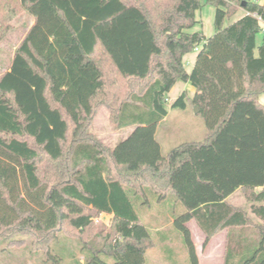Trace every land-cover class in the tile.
Segmentation results:
<instances>
[{
    "label": "trees",
    "instance_id": "obj_1",
    "mask_svg": "<svg viewBox=\"0 0 264 264\" xmlns=\"http://www.w3.org/2000/svg\"><path fill=\"white\" fill-rule=\"evenodd\" d=\"M205 4L215 7L211 37L192 32L201 0H0V42L22 14L32 21L0 74V251L28 235L33 251L64 264L50 250L62 234L79 241L81 264H144L154 241L135 204L150 192L184 208L173 223L190 264L188 221L203 248L225 231L223 264H264V0ZM177 82L193 89L207 133L162 155L156 124ZM103 106L133 127L111 149L84 142ZM237 190L247 210L227 202ZM100 215L108 227L96 228Z\"/></svg>",
    "mask_w": 264,
    "mask_h": 264
},
{
    "label": "rangeland",
    "instance_id": "obj_2",
    "mask_svg": "<svg viewBox=\"0 0 264 264\" xmlns=\"http://www.w3.org/2000/svg\"><path fill=\"white\" fill-rule=\"evenodd\" d=\"M243 1V0H242ZM250 1V0H244ZM252 1V0H251ZM262 1V0H259ZM203 4L201 8L196 10L195 16L198 20L192 32L201 31L205 37H211L214 33V12L215 7L205 4V0H201ZM239 11L225 20L224 26L239 17ZM32 21L27 15L22 14L11 23L14 27L6 35V39L0 42V74L6 70L8 62L13 56L14 49L18 46L23 38V34L31 25ZM261 33L256 36V44L260 45ZM196 52L189 53L184 58L183 64L185 70L190 72L193 66V60ZM183 82H177L176 85L166 94L167 102L165 110L167 115L156 124L155 139L160 144L162 155H166L168 151L183 144V142H199L207 133L202 117L197 113L196 107L190 103L192 98L191 86H183ZM185 91L187 98L186 106L182 109L172 108L171 104L179 95ZM133 131L132 126L118 127L110 117L108 110L98 107L94 116L86 128L84 135L85 141L89 139L96 141L103 148H114L120 141L125 139ZM68 165V162H66ZM45 176L50 174L46 163L43 165ZM227 202L243 207L246 210L249 205L244 201L240 190L235 191ZM137 215L142 224L146 227L151 240L154 241V247L148 249L145 253L144 264H168L177 262L178 264L187 263L189 255L184 239L179 230L174 226L173 220L184 213V208L173 196H169L164 201H158L157 196L148 192L146 197L140 196L135 204ZM111 217L109 215H100L95 218L96 228L100 226L108 227ZM63 226V225H62ZM64 227V226H63ZM194 234H200L197 226H193ZM23 240V244L19 247H7L0 251V264H50L46 261L45 255L41 251H33L30 243V237L18 236ZM0 248H5L4 244ZM51 254L60 257L64 264H81L79 263L83 257L80 251V243L76 239L68 238L59 234L58 238L50 245ZM221 250V251H220ZM223 249L211 252V257L218 261ZM200 259H207L209 252H200ZM223 255V254H222ZM198 260V259H197Z\"/></svg>",
    "mask_w": 264,
    "mask_h": 264
},
{
    "label": "crops",
    "instance_id": "obj_3",
    "mask_svg": "<svg viewBox=\"0 0 264 264\" xmlns=\"http://www.w3.org/2000/svg\"><path fill=\"white\" fill-rule=\"evenodd\" d=\"M252 1H254V2H262V1H259V0H252ZM239 12H240L239 13V17L237 19H239V18H241L243 16L244 10L243 11L239 10ZM237 19H235V20H237ZM235 20H233V21H235ZM183 86H186V88H187V86H189V84L188 83H184V85H182V89H183ZM191 91H192V94H193V89L192 88H191ZM260 101H261V103H264V96L261 97ZM186 223H187L186 225H187V227H188V229L190 231V236H191V239H192V242H193V245H194L195 254H197V259H198L197 260V264H223V255H224L223 252H222L223 255L221 254V257H219L218 261H215L214 259H212L211 252L216 251V253L218 254L219 249H223V251H224L225 242H226V238H225L226 237V233H225V231H221V232L217 233V235L212 237V239L203 248L202 244H203L204 238H203V234L201 233V231H200L201 235H199L198 231H196L197 232V236H196L194 234L193 229H192L193 226L196 225V224L193 221H188ZM198 230H199V228H198ZM203 250L209 252V257L210 258L200 259V255L201 254H199V253L202 252ZM168 264H178V263L177 262L176 263L175 262H171V263H168ZM181 264H190V262L187 261V263H181Z\"/></svg>",
    "mask_w": 264,
    "mask_h": 264
},
{
    "label": "water",
    "instance_id": "obj_4",
    "mask_svg": "<svg viewBox=\"0 0 264 264\" xmlns=\"http://www.w3.org/2000/svg\"><path fill=\"white\" fill-rule=\"evenodd\" d=\"M195 111H196V109H195Z\"/></svg>",
    "mask_w": 264,
    "mask_h": 264
}]
</instances>
